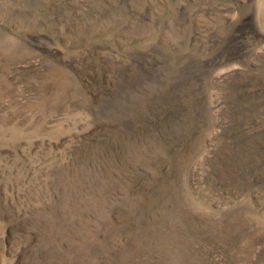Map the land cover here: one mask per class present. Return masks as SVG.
Here are the masks:
<instances>
[{"label":"rangeland","instance_id":"1","mask_svg":"<svg viewBox=\"0 0 264 264\" xmlns=\"http://www.w3.org/2000/svg\"><path fill=\"white\" fill-rule=\"evenodd\" d=\"M0 264H264V0H0Z\"/></svg>","mask_w":264,"mask_h":264}]
</instances>
